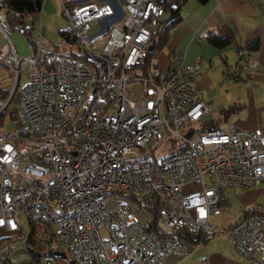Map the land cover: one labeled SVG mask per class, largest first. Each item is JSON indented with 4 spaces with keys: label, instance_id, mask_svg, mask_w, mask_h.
<instances>
[{
    "label": "built area",
    "instance_id": "obj_1",
    "mask_svg": "<svg viewBox=\"0 0 264 264\" xmlns=\"http://www.w3.org/2000/svg\"><path fill=\"white\" fill-rule=\"evenodd\" d=\"M184 1L61 0L63 33L78 50L53 49L40 30L27 40L30 57L12 54L16 83L23 60L33 74L14 90L19 127L0 136V232L73 264H166L193 252L179 232L199 245L224 232L247 261L264 264V211L251 207L225 228L212 222L226 190L264 180L263 129L246 132L210 113L194 87L202 64L173 52L169 69L147 65L159 22ZM241 56L234 74L253 78L258 62ZM115 194L123 199L111 208ZM138 200L158 208L159 234Z\"/></svg>",
    "mask_w": 264,
    "mask_h": 264
},
{
    "label": "crops",
    "instance_id": "obj_2",
    "mask_svg": "<svg viewBox=\"0 0 264 264\" xmlns=\"http://www.w3.org/2000/svg\"><path fill=\"white\" fill-rule=\"evenodd\" d=\"M184 3L179 11L182 20L170 34L169 41L173 52L183 55L186 63L202 64L204 71L196 79L194 87L202 91L203 97L209 102L211 108L213 105L217 106L224 116L226 109L236 106L237 109L231 114L228 113L222 122L235 123L246 132L259 127L264 132V0H205L204 3L198 0H185ZM1 11L2 19L4 15ZM49 14L55 15V9L50 0H44L41 17ZM221 24L235 31L237 43L218 50L204 36L209 31H218ZM64 26H61L59 32L64 29ZM3 29L0 24V91L9 90L6 86L14 76L12 65L15 61L12 54L22 58L27 56L28 52L26 47L22 46L24 34L17 32L18 34L15 35ZM257 40L260 41L258 48L250 53L248 47ZM29 50L33 52L30 48ZM244 50L258 62L253 78L234 74L235 65L240 62L241 52ZM157 52H159L158 60L157 62L153 60L152 63L161 69H169L171 54L167 50ZM232 117L234 120L230 122ZM230 198L234 200L237 207L232 209ZM224 200L222 215L213 219L214 223L222 228L237 222L251 207L264 211V180L258 187L240 189L237 195L228 189ZM5 247L11 249L8 255L10 264H35L29 250L21 243L7 242ZM229 253L231 252L221 254L215 251L208 258V262L210 264H254L243 256L233 257V254ZM169 257L172 264L179 262L175 257L171 255ZM67 258L66 260L59 258L50 261L42 260L41 264H71L72 260Z\"/></svg>",
    "mask_w": 264,
    "mask_h": 264
},
{
    "label": "trees",
    "instance_id": "obj_3",
    "mask_svg": "<svg viewBox=\"0 0 264 264\" xmlns=\"http://www.w3.org/2000/svg\"><path fill=\"white\" fill-rule=\"evenodd\" d=\"M200 3H204L205 0H198ZM44 0H0V10L1 13H3V18H0V24L4 28L3 30L8 32L9 30L15 31L16 26L21 25L18 33H22L25 36H27L28 39H30V30L26 25L25 19L27 17H31L32 15L39 14L42 12V4ZM182 20V15H179L178 12L174 11H168L167 15L159 22L158 30L156 34L151 39V46L152 50H149L148 54V60L147 65L152 67H157L152 63L154 53L161 50H167L168 53L173 54L172 46L169 41L170 34H172L173 30L177 27V25ZM235 31L228 26H225L224 24H221L218 28V31L213 32L209 31L205 34L204 38L207 39L214 48L216 49H222L230 47L231 45H234L237 43L235 38ZM61 36L64 38V41L66 43H73V40L68 38L65 33H63V30L59 32ZM260 44V41L257 40L254 44L248 47V50L250 53L253 51H256ZM14 77V76H13ZM19 86L17 84L16 90H18ZM9 90H1L0 91V108L2 107L3 103H5L8 100ZM236 106L231 107L230 109H226L225 113L226 115L229 113L231 114L236 110ZM9 113L8 106L6 105L3 107L2 111L0 112V126L4 125V118ZM225 115V116H226ZM11 118H13V114L10 115ZM3 133H0V136H2ZM136 203L141 207H145L147 211L152 216V221L147 227L148 230H152L156 232L157 234L160 233L157 228V222L159 221V215L157 214V207L154 205H145L141 200L136 201ZM217 232H214L213 234H210L203 238L202 243H209L211 240V237L214 236V234ZM179 237L182 239H185L187 242L195 243L198 245L194 239L195 235L190 234L189 236L185 237L182 232L178 233ZM21 235L15 234V235H7L2 236L0 238V253L3 252V250L6 248L7 242H15V241H21ZM31 246H33L34 253L37 254V256H34L32 253H29L31 258H33V261L35 264H41V261L44 259V257H52V254H46V252H43L41 248L39 249L37 246L33 245L30 241L28 242ZM4 264H10V261L8 258H5Z\"/></svg>",
    "mask_w": 264,
    "mask_h": 264
},
{
    "label": "rangeland",
    "instance_id": "obj_4",
    "mask_svg": "<svg viewBox=\"0 0 264 264\" xmlns=\"http://www.w3.org/2000/svg\"><path fill=\"white\" fill-rule=\"evenodd\" d=\"M59 1L60 0H50V3L52 4L53 8L55 9L56 14L52 15H45L43 17H41V19L35 20V16L32 15L31 17H27L25 19L26 25L30 30L31 33V39L33 38L38 39L40 37V30H44V42L46 45H50L52 46L54 49L58 50L59 52H64L67 53L69 52V50L71 49V47H73V49H77L78 50V45L74 42V43H66L64 41V38L61 36V34L59 33V29L61 28V26H64L66 24L65 20L63 19L62 15H61V9L59 8ZM36 15V14H35ZM99 22L98 21H93V23H91L90 26V35H94V33L97 32L98 28H99ZM8 33H13L16 35L17 31L14 32L13 30H9ZM18 34V33H17ZM24 36V35H23ZM23 43L22 46L26 47L27 52V56L24 57H30L31 51L29 50L28 44H27V40H29L28 38H26V36L23 37ZM159 52L154 53L153 56V60H156L157 62V56ZM152 60V61H153ZM27 61L23 60L22 65H21V73H20V78L18 83H16V76H14L7 84V88L9 89V95H8V100L3 103L2 106H8V110L9 113L7 116H5L4 118V125L0 126V133L6 134L7 132H10V130L19 127V123L17 122V120L15 119V117L11 118L10 115L13 114V116L15 115L16 111H17V102H18V97H17V91H14L17 88V84L19 86V88L21 87V85H23L27 80H29V77L32 76L33 72L32 71H27V70H23L22 67L23 65H25ZM218 107L213 105L211 108V112L212 114H214V117H216V119H221L220 122L223 121L224 119V114H221L220 111L217 109ZM234 117L231 118V120H229L230 122H233ZM171 149L170 145L165 144L164 147L158 152V154L160 156H163L165 154H167ZM191 189L196 190V188L191 187ZM228 194L230 195V192H228ZM115 198H113V201L109 202L107 205L111 208H113V206L122 201L123 198H119L117 194H115L114 196ZM232 202V209L237 207L234 204V200L231 199ZM138 218L142 221V223H146L148 222L150 216L144 212V210L138 212L137 214ZM215 218V217H214ZM213 218V219H214ZM212 222H214L212 220ZM9 235L6 231H2L0 232V238L2 236H7ZM10 236V235H9ZM15 242H19V241H15ZM21 243V242H19ZM234 242L233 239L231 237H229L227 234H225L224 232H217L214 234V236L211 237V240L209 243H202L201 245H196L195 243H191L189 244L190 246V251H193L192 254L190 255V257L186 258V259H179L175 258L177 261H179L177 264H210L208 262V258L210 257L211 254H213V252L218 251L221 252V254H225L227 251L231 252L229 254H233V257H240L242 256L241 254L238 253L237 250H235L234 247ZM22 245V243H21ZM188 246V247H189ZM68 257V256H67ZM243 258V257H242ZM56 259L55 257H44L43 260H53ZM67 259L71 260L70 257H68ZM171 257L167 256V258H165V263L166 264H172L171 262Z\"/></svg>",
    "mask_w": 264,
    "mask_h": 264
},
{
    "label": "water",
    "instance_id": "obj_5",
    "mask_svg": "<svg viewBox=\"0 0 264 264\" xmlns=\"http://www.w3.org/2000/svg\"><path fill=\"white\" fill-rule=\"evenodd\" d=\"M148 49L152 50V46L150 45ZM194 239H195L196 242H199L198 237H194ZM28 250H29L28 251L29 253H32L34 256H37V254L34 253V249L33 248H29ZM52 257H56V258L63 259V260H66V258H67L66 254L61 253L59 251L58 252H53ZM71 264H73V261L71 262Z\"/></svg>",
    "mask_w": 264,
    "mask_h": 264
}]
</instances>
